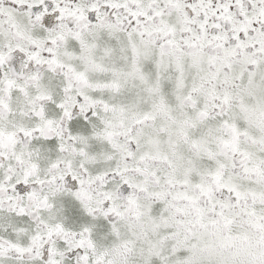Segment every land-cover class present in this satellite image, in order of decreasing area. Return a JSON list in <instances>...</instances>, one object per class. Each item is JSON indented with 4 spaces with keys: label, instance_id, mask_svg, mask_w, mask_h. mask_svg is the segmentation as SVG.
I'll list each match as a JSON object with an SVG mask.
<instances>
[{
    "label": "snow or ice",
    "instance_id": "6c2138e0",
    "mask_svg": "<svg viewBox=\"0 0 264 264\" xmlns=\"http://www.w3.org/2000/svg\"><path fill=\"white\" fill-rule=\"evenodd\" d=\"M0 264H264V0H0Z\"/></svg>",
    "mask_w": 264,
    "mask_h": 264
}]
</instances>
